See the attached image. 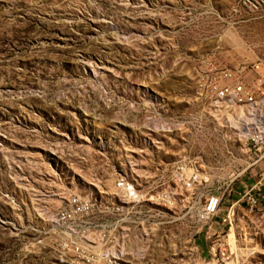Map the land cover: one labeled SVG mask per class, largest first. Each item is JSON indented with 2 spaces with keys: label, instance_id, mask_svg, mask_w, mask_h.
I'll return each instance as SVG.
<instances>
[{
  "label": "rangeland",
  "instance_id": "obj_1",
  "mask_svg": "<svg viewBox=\"0 0 264 264\" xmlns=\"http://www.w3.org/2000/svg\"><path fill=\"white\" fill-rule=\"evenodd\" d=\"M253 64L264 0H0V264H70L55 231L67 199L128 200L118 172L147 183L181 160L204 187L159 184L173 205L142 208L154 217L126 227L125 261L205 264L216 237L197 212L216 188L232 204L256 153L240 118L203 99L201 75ZM232 219L234 264H264V212L237 203Z\"/></svg>",
  "mask_w": 264,
  "mask_h": 264
},
{
  "label": "built area",
  "instance_id": "obj_2",
  "mask_svg": "<svg viewBox=\"0 0 264 264\" xmlns=\"http://www.w3.org/2000/svg\"><path fill=\"white\" fill-rule=\"evenodd\" d=\"M246 71L220 69L215 65L201 75L203 99L214 110L227 109L240 118L243 133L250 137L255 153H264V65L253 64ZM249 133V134H248ZM166 179L152 177L142 183V177L136 175V183H129L130 173L118 172L115 179V194L128 197V204L106 205L90 204L86 196L73 195L56 212L58 217V248L70 256V264H113L109 260L108 247L122 244L127 235L126 227L131 223H150L153 215H142V208L164 204L168 209L173 205L175 195L163 191L156 195L159 184L171 182L186 189L203 188L205 177L198 167L186 160L178 161L169 168ZM154 188V195H147L144 188ZM224 194L219 188L211 190L197 218L204 225L207 241L215 240L206 246L208 259L205 264H234L229 243L222 236L232 218L237 203H246L251 208L264 212V174L259 180L242 190L236 201L223 208ZM223 237V238H222Z\"/></svg>",
  "mask_w": 264,
  "mask_h": 264
},
{
  "label": "bare ground",
  "instance_id": "obj_3",
  "mask_svg": "<svg viewBox=\"0 0 264 264\" xmlns=\"http://www.w3.org/2000/svg\"><path fill=\"white\" fill-rule=\"evenodd\" d=\"M117 198H118V201H116V200L111 201V202L106 201V202H103L100 204H106V205H125V204H128L127 199L120 198L119 196ZM114 199H116V198H114ZM88 202L90 204H96V203H93L91 201H88ZM244 204H246V203H244ZM251 209H254V208H251ZM55 227L58 228V217L57 216L55 219ZM108 254H109V260H113V264H126L125 259L128 255V251H127V248L125 246H123L122 244H115L111 247H108Z\"/></svg>",
  "mask_w": 264,
  "mask_h": 264
},
{
  "label": "crops",
  "instance_id": "obj_4",
  "mask_svg": "<svg viewBox=\"0 0 264 264\" xmlns=\"http://www.w3.org/2000/svg\"><path fill=\"white\" fill-rule=\"evenodd\" d=\"M255 164L256 166L254 167V173L256 174V178H254L253 180L251 179L250 181H248V179H246L245 181H241L239 182L234 190V193L232 195V197L230 198V202L231 201H236V199L238 198L239 193L244 190L246 187H248L249 185L254 184L255 182H257L259 180V177L264 174V153H256V160H255ZM230 205V203L228 204V206ZM227 206V207H228Z\"/></svg>",
  "mask_w": 264,
  "mask_h": 264
}]
</instances>
